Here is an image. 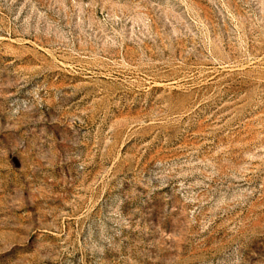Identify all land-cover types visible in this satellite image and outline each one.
I'll return each mask as SVG.
<instances>
[{
    "label": "rangeland",
    "instance_id": "1",
    "mask_svg": "<svg viewBox=\"0 0 264 264\" xmlns=\"http://www.w3.org/2000/svg\"><path fill=\"white\" fill-rule=\"evenodd\" d=\"M0 264H264V0H0Z\"/></svg>",
    "mask_w": 264,
    "mask_h": 264
}]
</instances>
